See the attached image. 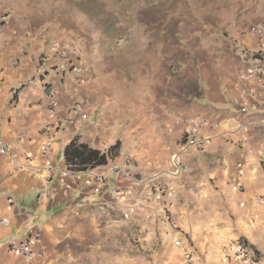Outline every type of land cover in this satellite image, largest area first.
Returning a JSON list of instances; mask_svg holds the SVG:
<instances>
[{"label":"crops","instance_id":"1","mask_svg":"<svg viewBox=\"0 0 264 264\" xmlns=\"http://www.w3.org/2000/svg\"><path fill=\"white\" fill-rule=\"evenodd\" d=\"M261 26L264 0H247L229 27L185 31L125 76L84 58L61 17L0 0V144L15 155L0 152V264H185L183 251L194 264H242L241 242L264 264ZM197 118L211 122L209 141L175 177ZM239 121L255 126L237 135Z\"/></svg>","mask_w":264,"mask_h":264},{"label":"rangeland","instance_id":"2","mask_svg":"<svg viewBox=\"0 0 264 264\" xmlns=\"http://www.w3.org/2000/svg\"><path fill=\"white\" fill-rule=\"evenodd\" d=\"M14 3L32 15H43L46 21L61 17L71 30L70 37L82 41L84 58L97 67L123 70L129 76L132 69H147L150 61L169 54L167 51L182 41L185 31L229 27L233 14L245 8L247 0H14Z\"/></svg>","mask_w":264,"mask_h":264},{"label":"built area","instance_id":"3","mask_svg":"<svg viewBox=\"0 0 264 264\" xmlns=\"http://www.w3.org/2000/svg\"><path fill=\"white\" fill-rule=\"evenodd\" d=\"M257 32L260 35H264V26H261L257 29ZM52 50H59L57 43H53L51 45ZM60 58H68V55L65 51H61L59 53ZM254 72L259 74H264V69L261 67L255 68ZM240 113L242 115H247L249 113V107L241 106ZM189 129L181 141L179 149L177 153L174 154L172 158L173 164V176L179 177L182 173V159L188 153L190 149L197 148L200 145H204L209 141V137L206 136V130L212 127V124L207 119L197 118L188 121ZM261 125L264 126V121L261 122ZM255 124L252 122H241L235 124L234 133L237 135H243L246 131L250 130L254 127ZM0 152L2 155L7 156L9 159L15 161V155L13 154L11 148L8 145L0 144ZM48 152V146H45L43 149V153L46 154ZM53 168L52 165H47L46 170L51 171ZM115 171V168L109 169L105 173H96L93 175V178L96 181L103 182L109 174H112ZM65 175H71L76 177L74 173L71 171H65ZM6 224V223H5ZM18 253L22 255L26 261L30 262L34 258V253L32 251V247L29 243L22 244L18 248ZM183 255L185 258V264H194V259L192 254L189 251H183ZM250 252L248 246L244 243H238L235 246V258L237 261L242 264H254L255 259L250 256Z\"/></svg>","mask_w":264,"mask_h":264}]
</instances>
